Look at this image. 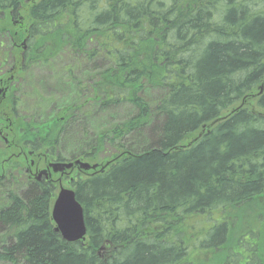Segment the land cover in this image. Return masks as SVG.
Segmentation results:
<instances>
[{"label":"trees","instance_id":"16d2710c","mask_svg":"<svg viewBox=\"0 0 264 264\" xmlns=\"http://www.w3.org/2000/svg\"><path fill=\"white\" fill-rule=\"evenodd\" d=\"M30 3L0 0V36L18 46L28 39L24 53L9 50L0 39V52H8L0 67L11 61L26 74L33 66L59 64L86 92L85 100L68 108L70 122L122 104L134 113L94 135L81 160L98 161L97 171L67 179L84 209L83 242L67 243L56 231L51 201L57 183L29 182L37 194L27 199L19 194L21 177L11 172L0 179L1 260L205 264L196 252L200 257L230 246L245 223L244 211L255 209L256 219H264L259 202L264 197V94L255 103L257 111L232 114L242 100H253L264 81V0ZM23 12L31 21L24 23L26 30L13 22ZM86 69L92 74L85 84L77 74ZM146 87L165 94L148 101ZM22 103V96L12 92L0 103V122L11 120L9 131L22 133V140L56 149L64 115L39 123L40 105L22 109ZM223 117L185 147L204 125ZM146 131L149 143L138 152L127 147L128 137ZM107 148L115 154L103 160ZM217 213L221 218L213 219ZM206 214L209 225L193 241L200 232L188 234V222ZM251 234L252 239L250 234L235 237L243 251L219 253L208 264H264L262 232L256 228Z\"/></svg>","mask_w":264,"mask_h":264},{"label":"rangeland","instance_id":"374dc122","mask_svg":"<svg viewBox=\"0 0 264 264\" xmlns=\"http://www.w3.org/2000/svg\"><path fill=\"white\" fill-rule=\"evenodd\" d=\"M32 0H26L28 3V6L31 4ZM25 17V23L29 24L31 23L30 18L28 14L25 12L21 13ZM17 26H20L17 24ZM25 29V28H22ZM26 30V29H25ZM3 37V38H2ZM0 39L2 42L7 41V44L5 46L9 48V50L17 49L21 50L23 46L16 47L14 46L16 43L14 40L10 43L7 38V36H0ZM8 39V40H7ZM8 52L4 53L3 51L0 52V61L3 62L6 57L5 55ZM11 54V52H10ZM14 69L12 73H9L8 75L5 73V78L14 77V89L17 91L15 92V96L19 97L21 99L22 96V109H27L29 107L35 108L37 105H40V113L41 115L36 118V120L40 123L49 122L54 117H56L58 114L64 115L65 117V124L63 127H65V130L61 133L59 138V143L56 146V149L50 148V151L53 156L57 157L59 160L64 162H72L75 160H79L84 158V153L87 152L88 145L95 140L96 135L98 132L102 133L109 129L110 126H113L119 122L125 121L130 115L134 113V109L129 104H122L117 107H111L107 110L101 111L98 110L96 113H91V117H85V115L78 116L76 120L73 122H70L67 120V110L68 108H71L74 104L80 103L79 101L86 99V92L84 91V87H81L79 89L71 80L68 73L64 71L59 64L53 66H33L29 68L26 71V74H23L20 71V67L18 64H15L13 62L8 63V67L6 71H10L11 69ZM2 68L0 67V75H2L4 72H2ZM101 71V70H100ZM25 72V71H24ZM92 72L86 70L80 71L77 76L81 81H84L85 84L87 82V79L89 75H91ZM94 75V72H93ZM3 76V75H2ZM3 76V77H4ZM165 94V91L160 88H150L146 87L145 89V98L148 101H156L160 99ZM1 97V96H0ZM38 99V100H37ZM2 100H0L1 103ZM87 114L86 112H84ZM28 113H24L23 115H27ZM3 125L9 126V122L6 121V118H3L0 122V132L4 128ZM11 133L9 130H5L4 133ZM20 132V130H19ZM143 136L145 140L140 138V136ZM94 136V137H93ZM21 136H18L17 141L20 142ZM150 142L148 131L140 133L133 134L132 136L128 137L126 140L127 147L132 148L134 151L138 152L141 148V145H144L145 142ZM7 145L4 143L0 136V154L6 153ZM107 155L104 157L103 160H109L111 158V154L114 153L109 148H107ZM115 154V153H114ZM113 154V155H114ZM7 155L1 157L0 162L6 158ZM103 158V157H102ZM101 158V159H102ZM89 162V161H86ZM98 161H90V163H97ZM19 165H15V167H6L7 172L5 173L6 177L9 173L17 172L21 175L22 171H18L15 168H17ZM15 169V170H13ZM13 170V171H11ZM79 173V172H76ZM10 175V174H9ZM16 175V174H15ZM82 176V174H81ZM20 186H18L19 194L23 198L29 199L30 197H33L34 194H37L32 189V186L29 184V182L26 179H21ZM62 185L65 187H68V181L62 182ZM59 184H57V190H55V195L57 197V194L59 192ZM55 198H52L51 205L54 204ZM262 205V208L264 209V197L259 201ZM256 209H259L258 203L255 205ZM261 209V208H260ZM256 210L255 209H248V211H244V217H245V223L241 222V229L238 231V233L233 234V240L232 244L228 246L227 248L222 249L220 251H216V253L213 251H205L204 254H201L200 257H198L199 251L196 252L195 258H197L198 262H203L205 264H208V260L210 261L212 259V256H217V254H223L228 255L229 253H233L235 248H238V244L235 245V237L239 235H245L250 234L249 238L252 239L251 231L258 228L262 232V237H264V219H256L257 215L254 214ZM208 214H206L203 218H195L193 220H189L188 222V234L193 232H200L192 237L193 241L196 239H201L204 234H201V232H204V229L209 225L208 222ZM213 219H220L221 216L219 213L212 215ZM251 224V228H248V225ZM245 229L248 231L245 232ZM193 226V230L191 231ZM4 235L3 230L0 229V240L2 239V236ZM248 238V237H246ZM3 244L0 242V252H2ZM239 249V248H238ZM243 251V249H239L235 252ZM210 253V254H209ZM213 254V255H212ZM260 256V255H259ZM262 258V257H261ZM258 260L256 261V263ZM0 264H9L5 261L0 259Z\"/></svg>","mask_w":264,"mask_h":264},{"label":"flooded vegetation","instance_id":"af4514ba","mask_svg":"<svg viewBox=\"0 0 264 264\" xmlns=\"http://www.w3.org/2000/svg\"><path fill=\"white\" fill-rule=\"evenodd\" d=\"M13 81L12 84L8 87L7 84ZM15 78L12 76L5 81L2 89L0 87V96L1 99H6L10 95ZM6 121L9 122V125L13 127V122L9 119ZM3 129L0 132V136L4 143L7 145V157L0 162V179L5 177V167H15L19 165L18 169L22 171V176L29 182L38 181V183L50 184L55 181L62 183L63 180L70 177V173L65 172L64 174H53L52 178L48 173L51 172V168L55 163H62L63 161L59 160L57 157L53 156L50 148H45L42 144L29 142L30 140H22V136L25 137L22 133H17L11 131V133H4L5 130H9V126L3 125ZM18 136H21L20 142L17 141ZM38 145L41 148L36 149L32 147L33 145ZM40 173H44L39 177ZM72 175V174H71ZM37 179V180H36Z\"/></svg>","mask_w":264,"mask_h":264},{"label":"water","instance_id":"95a60500","mask_svg":"<svg viewBox=\"0 0 264 264\" xmlns=\"http://www.w3.org/2000/svg\"><path fill=\"white\" fill-rule=\"evenodd\" d=\"M259 93L253 97L260 96L264 93V82L259 87ZM247 103L246 99L243 100L242 105L234 109V112H237ZM226 117L218 119L211 123L210 125L203 126V131L200 135L194 139L189 145L185 147H190L194 142L201 139L202 136L213 128L217 123L224 121ZM108 166V163L105 167L100 169L103 172ZM54 173H64L65 171H71L73 169H78L80 171L89 172L96 171L99 168V165H91L82 161H76L74 163H57L51 167ZM44 175V173L39 174V177ZM52 219L56 225V231L60 233L62 239L67 243H76L82 242L85 240L87 235V227L84 217V209L80 202L77 200L76 193L72 189L61 187L56 201L52 209Z\"/></svg>","mask_w":264,"mask_h":264}]
</instances>
